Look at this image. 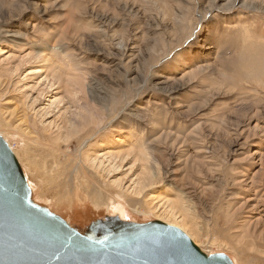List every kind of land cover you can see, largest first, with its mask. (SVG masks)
<instances>
[{
  "label": "rangeland",
  "instance_id": "374dc122",
  "mask_svg": "<svg viewBox=\"0 0 264 264\" xmlns=\"http://www.w3.org/2000/svg\"><path fill=\"white\" fill-rule=\"evenodd\" d=\"M0 134L81 229L162 220L264 264V0H0Z\"/></svg>",
  "mask_w": 264,
  "mask_h": 264
},
{
  "label": "water",
  "instance_id": "95a60500",
  "mask_svg": "<svg viewBox=\"0 0 264 264\" xmlns=\"http://www.w3.org/2000/svg\"><path fill=\"white\" fill-rule=\"evenodd\" d=\"M0 264H235L208 254L162 220L95 219L85 229L37 202L24 169L0 134Z\"/></svg>",
  "mask_w": 264,
  "mask_h": 264
},
{
  "label": "bare ground",
  "instance_id": "6f19581e",
  "mask_svg": "<svg viewBox=\"0 0 264 264\" xmlns=\"http://www.w3.org/2000/svg\"><path fill=\"white\" fill-rule=\"evenodd\" d=\"M46 57V56H45ZM44 57V58H45ZM48 59V58H47ZM43 61V60H42ZM44 61H45V59H44ZM46 62V61H45ZM47 62H48V60H47ZM41 63V62H40ZM44 64V63H43ZM45 65H47L46 63H45ZM44 65V66H45ZM56 81V80H55ZM57 82V81H56ZM53 83V82H52ZM71 123V122H70ZM63 127V126H62ZM78 127V126H77ZM72 128V127H71ZM70 128V129H71ZM59 130H61V129H59ZM75 130V129H74ZM67 131V130H66ZM70 134V133H69ZM90 134V133H89ZM92 136V135H91ZM69 137H70V135H69ZM84 140V139H83ZM68 141V140H67ZM90 141V140H89ZM86 142H88V140H84V144L86 143ZM12 149V148H11ZM57 149V148H56ZM14 152V151H13ZM110 155V154H109ZM140 155V154H139ZM17 156V155H16ZM109 157V156H108ZM111 157H113V158H122L123 157V155H122V157H121V153H118V154H112V156ZM137 161V160H136ZM115 162V161H114ZM31 163V162H30ZM103 164V163H102ZM80 165H82V164H80ZM81 167H83L84 168V166L82 165ZM116 167V166H115ZM139 169V168H138ZM79 170V169H78ZM105 170V169H104ZM132 172V171H131ZM112 173V172H111ZM136 173H138V172H136ZM146 173V172H145ZM148 175H153V173L151 172V171H149V169H148V173H147ZM138 175V174H137ZM136 176V175H135ZM154 177V176H153ZM139 184V183H138ZM134 186V185H133ZM136 186V185H135ZM139 186H140V184H139ZM32 188V187H31ZM143 189H144V187H142ZM32 191H33V189H32ZM144 191V190H143ZM165 199V198H164ZM164 202V201H163ZM165 204H166V202H165ZM169 205H170V203H169ZM125 220V219H124ZM126 221H129V220H126ZM260 235V234H259Z\"/></svg>",
  "mask_w": 264,
  "mask_h": 264
}]
</instances>
